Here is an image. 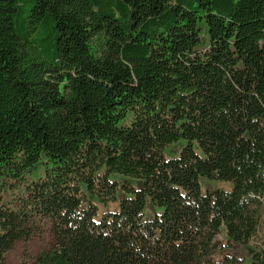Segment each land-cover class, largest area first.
<instances>
[{"label":"trees","instance_id":"16d2710c","mask_svg":"<svg viewBox=\"0 0 264 264\" xmlns=\"http://www.w3.org/2000/svg\"><path fill=\"white\" fill-rule=\"evenodd\" d=\"M263 197L264 0H0V264H264Z\"/></svg>","mask_w":264,"mask_h":264},{"label":"rangeland","instance_id":"374dc122","mask_svg":"<svg viewBox=\"0 0 264 264\" xmlns=\"http://www.w3.org/2000/svg\"><path fill=\"white\" fill-rule=\"evenodd\" d=\"M185 144V140L180 138L179 140L173 142L169 146H166L163 149V156L165 158H175L179 155V152L183 145ZM41 174V171L37 173L35 176ZM111 179H114L111 177ZM200 186L202 192H206V188H216L221 187L224 189H229L230 185L224 182L209 180L204 176L199 178ZM210 183V184H209ZM132 184L135 186V182L132 181ZM209 184V185H207ZM263 209H264V197L262 199ZM109 209L112 210L113 206H109ZM162 210L161 207H155L150 204H147L144 212L143 218L149 219L153 216L154 213H160ZM259 239H254L253 242L256 244L257 242H264V211L262 224L258 232ZM223 240V238H222ZM49 236L44 229L37 230L28 240H21L15 243L13 248L6 254L5 256V264H38L37 257L44 251L48 250L49 246ZM240 252L244 255L247 252V249L241 248ZM248 253V252H247Z\"/></svg>","mask_w":264,"mask_h":264}]
</instances>
